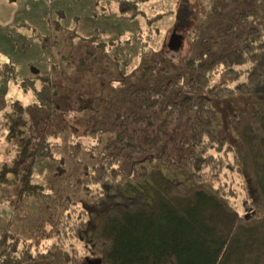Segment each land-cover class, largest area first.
I'll use <instances>...</instances> for the list:
<instances>
[{"label":"trees","instance_id":"1","mask_svg":"<svg viewBox=\"0 0 264 264\" xmlns=\"http://www.w3.org/2000/svg\"><path fill=\"white\" fill-rule=\"evenodd\" d=\"M117 2L121 13L141 12L136 1ZM248 2L254 10L226 24L217 33L222 40L210 36L202 41L198 58L186 61L187 75L166 66L172 61L150 58L151 65L131 73L117 71L103 84L107 93L90 105L84 97L91 95L61 83L54 72L19 79L22 89L35 96V108L45 112L32 160L52 157L56 144L50 138L65 129L106 137L100 146L65 144V163L79 168L69 184L95 198L91 214L77 210L70 196L60 200L46 218L44 236L54 243L37 254L30 252V243L18 250L24 241L9 225L0 236V264H77L76 251L69 260L64 246L74 239L100 264L256 261L253 251L264 250V34L243 22L257 16L258 8L264 11V0ZM216 25L218 30L222 24ZM107 43L99 40L101 51ZM83 52L76 63L87 68L74 71L93 72L99 61L96 45ZM221 69L234 85L216 81ZM0 79L18 82L14 64H0ZM227 102L235 104L230 111ZM30 143L27 139L23 154ZM162 169L181 178L170 179ZM33 174L30 167L20 176L19 199L46 196L45 184L33 181ZM90 186L98 187L96 195Z\"/></svg>","mask_w":264,"mask_h":264},{"label":"rangeland","instance_id":"2","mask_svg":"<svg viewBox=\"0 0 264 264\" xmlns=\"http://www.w3.org/2000/svg\"><path fill=\"white\" fill-rule=\"evenodd\" d=\"M132 1H136L141 10L134 16L121 13L115 0H22L21 9L17 10L11 22L0 23V64H14L18 78L17 83L0 79V236L10 225L11 230L24 241V244L19 245V251H24V246L30 243V252L44 253L54 243L44 236L49 229L46 218L66 196L74 199L77 210H86L83 214H91L95 198L86 196L85 189H75L69 184L72 176L78 174L79 168L65 163V144L81 141L88 146H100L106 137L102 133L98 138H89L69 133L65 129L62 135L59 132L55 139L50 138L56 144L52 157L32 160L30 152L35 146L37 129L45 112L35 108V96L31 90L22 89L19 79L29 74L54 72V77L63 79L61 83L86 93L85 95H91V99L84 97L86 105H90L95 96L107 93L104 92L106 85L103 84L117 71L131 73L144 65H151L150 58L155 61H172L173 64L166 66L187 75L189 71L186 61L198 58L199 51L204 48L202 41L206 37L222 40L217 33L222 34L226 24L234 23L241 12L254 10L253 7L246 6L251 3L248 0ZM32 5L35 10L28 12ZM257 12V16H249L243 23L262 29L264 34V11L258 8ZM157 14L160 16L155 19ZM218 23L222 25L217 30ZM173 29L183 37L182 45L177 51L167 48ZM96 37L97 42L90 40ZM136 37L138 42L135 43ZM101 39L108 42L104 51L100 49ZM110 40L114 41V45L109 44ZM93 44L96 45L99 58L94 71L77 73L74 68L87 67L79 65L76 60L85 55L84 47L87 49ZM78 45L82 49H77ZM51 65L57 66L54 71H51ZM223 75L221 69L216 74V81L230 86L236 83L233 78ZM138 82L149 85L153 80ZM36 86L39 87V83ZM234 105L227 102L225 106H229L230 111ZM95 116L102 120L100 115ZM27 139L31 143L23 154V145ZM144 164L148 168L149 163ZM30 167L34 173L33 181L45 184L46 196L19 199V178ZM135 168L139 169L138 166ZM162 171L170 179L181 178L168 169ZM89 190L96 195L99 189L97 186H90ZM40 235V242L36 243ZM64 243L69 260L73 257L74 250L78 259L92 254L84 249L83 242L76 239ZM251 259L256 260L251 264H264V250H254ZM32 264L47 263L35 261Z\"/></svg>","mask_w":264,"mask_h":264},{"label":"crops","instance_id":"3","mask_svg":"<svg viewBox=\"0 0 264 264\" xmlns=\"http://www.w3.org/2000/svg\"><path fill=\"white\" fill-rule=\"evenodd\" d=\"M115 2L117 3V0H115ZM21 4L22 0H0V23L5 24L11 22L17 10L21 9ZM30 10H35V6H29L27 11L30 12ZM29 17L31 18V14H29Z\"/></svg>","mask_w":264,"mask_h":264},{"label":"water","instance_id":"4","mask_svg":"<svg viewBox=\"0 0 264 264\" xmlns=\"http://www.w3.org/2000/svg\"><path fill=\"white\" fill-rule=\"evenodd\" d=\"M183 37L181 34H178L175 29L172 30L168 42H167V48L170 51H177L182 45ZM95 264H100V259H96Z\"/></svg>","mask_w":264,"mask_h":264},{"label":"flooded vegetation","instance_id":"5","mask_svg":"<svg viewBox=\"0 0 264 264\" xmlns=\"http://www.w3.org/2000/svg\"><path fill=\"white\" fill-rule=\"evenodd\" d=\"M75 257L77 258V255H75ZM82 259L81 258L78 259L80 263H77V264H95L96 263L95 261L98 258H96L95 256H93V254H89V255L83 256Z\"/></svg>","mask_w":264,"mask_h":264}]
</instances>
